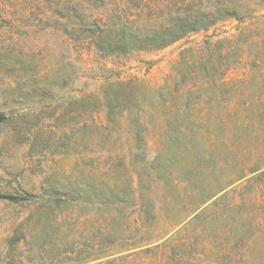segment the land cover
<instances>
[{
    "label": "rangeland",
    "instance_id": "1",
    "mask_svg": "<svg viewBox=\"0 0 264 264\" xmlns=\"http://www.w3.org/2000/svg\"><path fill=\"white\" fill-rule=\"evenodd\" d=\"M50 18L45 0H0V195L24 198L0 199V264H264V37L243 38V52L224 45L232 66L213 87L180 82L183 51L235 39L236 20L106 57ZM90 93L128 101L122 117L101 125L92 101L83 113ZM167 117L197 133L200 189L191 145L173 143ZM158 175L170 184L153 188L146 224L139 183Z\"/></svg>",
    "mask_w": 264,
    "mask_h": 264
},
{
    "label": "trees",
    "instance_id": "2",
    "mask_svg": "<svg viewBox=\"0 0 264 264\" xmlns=\"http://www.w3.org/2000/svg\"><path fill=\"white\" fill-rule=\"evenodd\" d=\"M48 4L49 13L53 25L51 28L60 29L66 36L84 49L96 51L106 57L127 56L137 52H157L166 49L186 37L208 33L220 22L236 20L239 23V34L235 39H220L214 44L212 38L203 45H197L183 51L182 64L187 70L181 75L180 82L185 84L189 81L193 85L202 81L203 85L216 86L217 79L222 78L231 68L228 60L230 51L223 53L224 45H229L233 50H246L242 45L243 38L252 35L264 37V13L258 14V9H264V0H45ZM64 20L65 23H59ZM253 25H250L252 24ZM252 27V28H251ZM237 48V49H236ZM239 48V49H238ZM193 58V60L191 59ZM224 62V63H223ZM199 64L201 75L196 74L193 64ZM218 63L222 64L218 67ZM194 69V70H193ZM195 72V73H194ZM205 81V83H204ZM136 81L114 82L111 86L120 85L135 87ZM170 93L171 98L179 93V87ZM192 89H187L185 95L188 98ZM131 98V97H130ZM96 106L93 113H99L100 124L109 126L114 124L119 117H122L123 110L116 112L128 101L120 100L118 95L110 93L95 96L90 93L85 95L82 103L83 113L87 111V104L90 102ZM147 108V107H145ZM144 107H138L136 113H147ZM122 109H125L122 107ZM128 113H135L127 107ZM132 112H130V111ZM165 113V112H164ZM168 114V113H167ZM189 115V113H186ZM176 115V113H174ZM104 122H103V120ZM224 120V118H222ZM5 116L0 113V122ZM225 121V120H224ZM165 129L169 131L173 143L191 145L192 150L184 151L185 157L192 158L194 171L197 176L193 184L194 189H200L201 183L198 179L203 174L202 167L206 156L194 137L197 133H191L189 137L184 129H175L169 119L165 120ZM234 126H232L233 129ZM233 130H230V133ZM139 136V134H138ZM227 135L223 143L227 144L232 138ZM235 137H239L235 135ZM200 175V176H199ZM163 182L164 192H168L170 181L158 175L155 179L140 181V185L148 191L141 195L142 208L145 210L146 224H150L155 207V198L151 194L154 187L160 186ZM197 184H200L197 185ZM199 186V187H198ZM141 187V189H142ZM228 187L222 189L225 191ZM117 198L119 195H117ZM31 198V196H30ZM226 196L221 197V200ZM3 200H24L22 197L0 195ZM118 204H126L124 198L118 199ZM217 205V202L214 204ZM235 238V237H234Z\"/></svg>",
    "mask_w": 264,
    "mask_h": 264
}]
</instances>
